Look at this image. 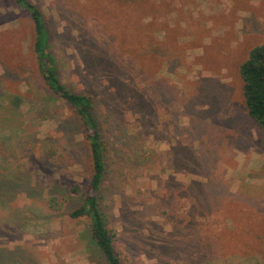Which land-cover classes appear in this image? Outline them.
<instances>
[{
    "label": "rangeland",
    "instance_id": "374dc122",
    "mask_svg": "<svg viewBox=\"0 0 264 264\" xmlns=\"http://www.w3.org/2000/svg\"><path fill=\"white\" fill-rule=\"evenodd\" d=\"M32 1L59 78L94 102L100 205L122 263L264 264L263 134L238 75L264 43V0ZM32 38L0 0V249L22 264H105L69 216L91 174L84 133L43 89Z\"/></svg>",
    "mask_w": 264,
    "mask_h": 264
},
{
    "label": "trees",
    "instance_id": "16d2710c",
    "mask_svg": "<svg viewBox=\"0 0 264 264\" xmlns=\"http://www.w3.org/2000/svg\"><path fill=\"white\" fill-rule=\"evenodd\" d=\"M13 3L30 19L33 30L32 52L43 89L68 107L84 133L91 174L84 191L79 195L76 208L69 216L72 219L86 220L92 245L105 264H123L121 252L114 246V232L108 227L100 205L99 193L105 174L106 158L94 102L88 94L69 89L59 78L56 58L51 52L48 20L40 8L32 0H13ZM117 3L124 7L127 0H118ZM238 75L242 82V104L249 118L262 131L264 149V43L249 50L238 67ZM5 252L0 249V264H22L20 260L8 261Z\"/></svg>",
    "mask_w": 264,
    "mask_h": 264
}]
</instances>
